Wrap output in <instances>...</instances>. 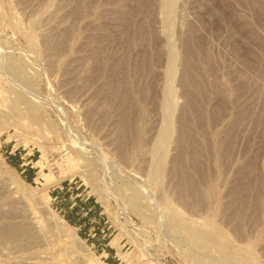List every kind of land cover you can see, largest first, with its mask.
Masks as SVG:
<instances>
[{
	"label": "rangeland",
	"instance_id": "obj_1",
	"mask_svg": "<svg viewBox=\"0 0 264 264\" xmlns=\"http://www.w3.org/2000/svg\"><path fill=\"white\" fill-rule=\"evenodd\" d=\"M0 181L50 264H264V0H0Z\"/></svg>",
	"mask_w": 264,
	"mask_h": 264
},
{
	"label": "bare ground",
	"instance_id": "obj_2",
	"mask_svg": "<svg viewBox=\"0 0 264 264\" xmlns=\"http://www.w3.org/2000/svg\"><path fill=\"white\" fill-rule=\"evenodd\" d=\"M20 97L21 96H17ZM22 98V97H21ZM23 99V98H22ZM20 101V100H19ZM23 101V100H21ZM31 107V106H30ZM31 109V108H30ZM30 111V110H29ZM31 112V111H30ZM28 113V112H27ZM33 114V113H32ZM30 115V113H29ZM28 115V116H29ZM30 117H32L30 115ZM4 179V178H3ZM6 179V178H5ZM7 180V179H6ZM5 180V182H6ZM3 181V180H2ZM0 181V195L6 190H8V185L5 182ZM12 188V187H11ZM13 189V188H12ZM11 189V190H12ZM10 191V190H9ZM9 191H7L9 193ZM6 192V193H7ZM5 195L7 196L8 194ZM3 196V195H2ZM1 197V196H0ZM10 198V197H9ZM22 198V197H21ZM12 199H14V197H12ZM9 201V200H8ZM15 201V200H12ZM18 201V200H17ZM15 201V202H17ZM14 202V203H15ZM20 202H22L20 200ZM26 202V201H25ZM42 202V201H41ZM40 201L37 202V208L43 212V205ZM11 203V202H9ZM19 203V202H18ZM13 204V202H12ZM23 204V203H22ZM9 205V204H8ZM14 205V204H13ZM16 205V203H15ZM18 205V204H17ZM20 206V205H19ZM36 206V205H35ZM10 207V206H9ZM2 208V206L0 205V209ZM4 208V207H3ZM2 208V210H3ZM15 208V206L13 207ZM1 210V211H2ZM9 211V210H8ZM13 211V210H11ZM18 211V210H17ZM16 212V214L14 215V217H10L12 218L11 222L10 221H6V222H2L0 223V243L3 244H9V245H14V247H18L21 248L23 246H27L29 247L32 251L29 254H26L24 257H18L20 259L23 260H34L33 262L29 263V264H50L51 262H49V258L46 257V250H47V245L49 243V238L53 237L56 233L53 231V228L55 227V224H57L54 217H51L52 214L50 215V217H46V214L43 215L41 212H39V214L41 213V217L44 218V222L45 224H41V222L38 220V216L35 214V211L33 209H31L30 207H28V205L23 204L22 207L19 209V211ZM7 212V211H6ZM14 212V213H15ZM10 213V212H9ZM37 213V212H36ZM44 213V212H43ZM1 214V213H0ZM4 214V212L2 213ZM49 214V213H48ZM47 214V215H48ZM4 215H1V217H3ZM13 216V215H12ZM54 216V215H53ZM0 217V218H1ZM40 217V216H39ZM8 218V215H7ZM42 218V219H43ZM41 219V220H42ZM3 220V218H2ZM9 220V219H8ZM60 224V223H59ZM61 231V230H60ZM55 233V234H54ZM65 233V232H64ZM196 234V238L197 240L199 239L202 240L203 236L205 234L202 233H195ZM62 235V234H61ZM65 235V234H64ZM67 235V234H66ZM65 235V237H66ZM69 235V234H68ZM60 237V235L58 236ZM62 237V236H61ZM60 237V238H61ZM68 237V236H67ZM205 237V236H204ZM207 237V236H206ZM205 237V238H206ZM64 238V237H63ZM62 238V239H63ZM60 239V240H62ZM68 239V238H67ZM207 239V238H206ZM65 240V239H64ZM63 242V240H62ZM67 242V241H66ZM75 242V241H74ZM73 242V243H74ZM69 243V242H67ZM72 243V242H71ZM77 243V242H76ZM70 244V243H69ZM68 244V247H70ZM72 245V244H70ZM65 246V245H64ZM49 248V246H48ZM51 248V247H50ZM67 248V247H65ZM74 250H73V249ZM225 248V247H224ZM223 248V249H224ZM70 249V248H69ZM69 249H64L66 250V256L67 259L70 260V262L72 264L75 263H79V261L83 262L84 264H97V261L94 260L93 258H91L89 255H87L88 253H85V251L81 248H77L78 250L76 251L75 248L71 247L70 251ZM225 250V249H224ZM226 251V250H225ZM227 253V252H225ZM63 255V254H62ZM65 256V257H66ZM54 260V259H53ZM19 260H13L12 264L18 263ZM68 262V261H67ZM56 263V262H55ZM99 264V263H98Z\"/></svg>",
	"mask_w": 264,
	"mask_h": 264
},
{
	"label": "built area",
	"instance_id": "obj_3",
	"mask_svg": "<svg viewBox=\"0 0 264 264\" xmlns=\"http://www.w3.org/2000/svg\"><path fill=\"white\" fill-rule=\"evenodd\" d=\"M62 114V113H61Z\"/></svg>",
	"mask_w": 264,
	"mask_h": 264
}]
</instances>
